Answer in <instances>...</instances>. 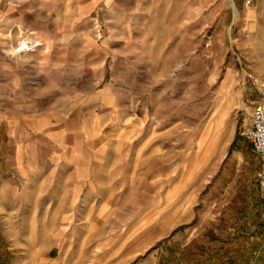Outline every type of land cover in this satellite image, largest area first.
Instances as JSON below:
<instances>
[{"label":"rangeland","instance_id":"374dc122","mask_svg":"<svg viewBox=\"0 0 264 264\" xmlns=\"http://www.w3.org/2000/svg\"><path fill=\"white\" fill-rule=\"evenodd\" d=\"M263 80L264 0H0L7 264H264Z\"/></svg>","mask_w":264,"mask_h":264},{"label":"crops","instance_id":"0c3cea01","mask_svg":"<svg viewBox=\"0 0 264 264\" xmlns=\"http://www.w3.org/2000/svg\"><path fill=\"white\" fill-rule=\"evenodd\" d=\"M257 98H258V92L250 100L249 109L246 111L248 114V117L246 119V122L243 124V126L250 123V110L254 102L257 100ZM0 153H2V149H0ZM237 153H238L237 156L240 157V160H243L244 157L246 159L253 158L254 160H258L262 166L260 157L253 151L252 146L249 142H247V144H244V141H243V143H241L239 147L237 148ZM0 171L4 173L5 172L11 173L10 172L11 166L6 163L3 165H0ZM4 173L0 175V198L4 197V193H3L4 187H9L10 185V182L7 179L5 180L4 177L11 179V176L9 174H5L6 176H4ZM258 193L259 195H256L257 197L255 198H252L251 196H248L246 194L245 196L242 197L241 201H238V202L233 201L232 203L233 205V207L231 208L232 211L239 210V212H242L241 213L242 216L239 218L234 217V221L231 224V228L233 230H237L238 234H241V233L243 234L244 230L253 231L254 229L258 231L256 233H259L260 235L264 234V193L259 192V191ZM238 205H240L241 209ZM7 240H8L7 229L5 230L3 229V233H1L0 235V249L4 250V247L7 245L6 243ZM1 251H0V264H7V255H4L3 253H1Z\"/></svg>","mask_w":264,"mask_h":264},{"label":"built area","instance_id":"2783aa9c","mask_svg":"<svg viewBox=\"0 0 264 264\" xmlns=\"http://www.w3.org/2000/svg\"><path fill=\"white\" fill-rule=\"evenodd\" d=\"M242 135L260 157V182L264 186V80L260 82L258 98L250 110V123L243 126Z\"/></svg>","mask_w":264,"mask_h":264},{"label":"bare ground","instance_id":"6f19581e","mask_svg":"<svg viewBox=\"0 0 264 264\" xmlns=\"http://www.w3.org/2000/svg\"><path fill=\"white\" fill-rule=\"evenodd\" d=\"M41 44H42V41L40 39L31 40L28 38H24L20 40L17 47L14 48V54L24 56L26 54H29L30 53L29 51H32L35 48H38Z\"/></svg>","mask_w":264,"mask_h":264},{"label":"water","instance_id":"95a60500","mask_svg":"<svg viewBox=\"0 0 264 264\" xmlns=\"http://www.w3.org/2000/svg\"><path fill=\"white\" fill-rule=\"evenodd\" d=\"M236 17V16H235Z\"/></svg>","mask_w":264,"mask_h":264}]
</instances>
